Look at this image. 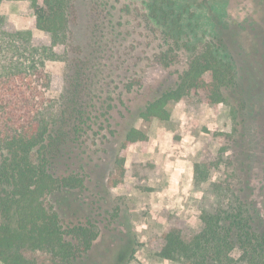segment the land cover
Returning a JSON list of instances; mask_svg holds the SVG:
<instances>
[{"label":"trees","instance_id":"1","mask_svg":"<svg viewBox=\"0 0 264 264\" xmlns=\"http://www.w3.org/2000/svg\"><path fill=\"white\" fill-rule=\"evenodd\" d=\"M137 1L123 9L147 41L144 57L128 70L127 90L151 86L172 68L178 74L176 88L149 103L140 118L168 121L177 115L204 123L206 106L221 105L236 86L229 51L220 39L196 31L194 18L185 17L191 4ZM16 2L27 5L25 28L5 12L7 0H0V263L80 264L99 237L96 225L80 210L62 207V218L53 197L86 186L74 153L89 140L93 112L103 109L107 78L121 69L120 34L114 18L99 12L100 0H91L96 22L84 40L74 31L75 0ZM203 135L193 170L203 194L198 215L186 219L163 210L152 222L149 248L177 264H264L254 202L237 188L229 150L216 147L220 135L206 125ZM137 144L147 148L149 140L133 129L109 173V189L129 196L156 190L165 166L155 158L134 161Z\"/></svg>","mask_w":264,"mask_h":264},{"label":"rangeland","instance_id":"2","mask_svg":"<svg viewBox=\"0 0 264 264\" xmlns=\"http://www.w3.org/2000/svg\"><path fill=\"white\" fill-rule=\"evenodd\" d=\"M100 1L104 4L99 12L114 18L120 34L121 69L107 78L103 109L93 112L89 140L74 153L75 170L85 178V188L53 197L62 218V207L80 210L96 225L99 237L80 264H177L156 257L148 238L152 222L163 210L186 219L198 215L203 194L196 189L193 170L204 147L205 125L220 135L216 147L229 150L237 188L243 199L254 202L264 232V0H177L192 5L185 17L194 18L199 33L222 41L236 69V86L225 93L221 105L206 106L204 123L177 115L168 121L140 118L149 103L176 88L177 68L151 86L128 91L127 78L132 75L128 70L134 71L144 57L147 40L138 22L130 24L131 16L123 8L138 1ZM75 6L74 31L78 40H84L95 27V6L91 0H75ZM26 8V3L16 0H7L4 6L7 14L16 17L19 29L27 26ZM129 32L133 36H128ZM111 63L107 61V65ZM133 129L149 140L147 148L134 146V161L145 163L155 158L165 169L156 177L154 192L129 196L120 189H109L107 180ZM221 177L222 173L216 176ZM155 227L163 230V225Z\"/></svg>","mask_w":264,"mask_h":264}]
</instances>
